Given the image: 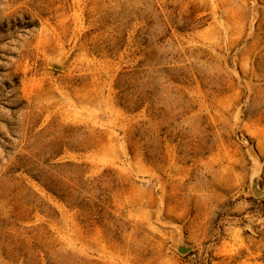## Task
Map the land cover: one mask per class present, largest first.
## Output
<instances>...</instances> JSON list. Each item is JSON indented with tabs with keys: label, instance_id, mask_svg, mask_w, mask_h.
Here are the masks:
<instances>
[{
	"label": "rangeland",
	"instance_id": "1",
	"mask_svg": "<svg viewBox=\"0 0 264 264\" xmlns=\"http://www.w3.org/2000/svg\"><path fill=\"white\" fill-rule=\"evenodd\" d=\"M123 1L0 0V264H264V0H155L168 46L144 68L167 70L145 85L161 121L120 100V74L144 57ZM42 129L63 142L59 160L120 179L119 238L10 173L44 151L30 137ZM22 181L39 207L18 215ZM36 225L49 233L32 250L18 227Z\"/></svg>",
	"mask_w": 264,
	"mask_h": 264
},
{
	"label": "trees",
	"instance_id": "2",
	"mask_svg": "<svg viewBox=\"0 0 264 264\" xmlns=\"http://www.w3.org/2000/svg\"><path fill=\"white\" fill-rule=\"evenodd\" d=\"M132 0H125L120 7L125 12L132 13L134 18H129L131 22L139 21L141 24L137 27L134 34V55L144 56L135 66L126 69L120 74L121 82L131 91L125 97L121 92L120 100L126 110L137 112L144 108L147 116L155 121H161V112H164V106L158 105L156 100V90L150 88L148 83L156 80L160 74L167 70L155 69L151 73L147 72L144 66L154 68L158 67L157 62L151 60L150 56H166L161 50L168 46L167 38L169 37V29L162 19H155L161 10L160 4H155V0H139L140 6L128 7ZM142 17V18H140ZM159 17V15H158ZM156 25L162 29V35L156 38L150 36L152 25ZM176 56V55H173ZM152 62V63H150ZM156 73V75H154ZM163 77L170 80V73H165ZM154 84V83H153ZM162 82V85H165ZM154 86L157 87L156 83ZM177 105L180 108L185 107L183 100H180ZM148 121H140L134 127L130 141L142 140L147 132L146 125ZM66 137L71 136L72 132L67 131ZM38 137L40 145L44 147L42 153H29L16 156L14 167L10 168V173L20 172L35 181L45 192L51 196L63 201L69 207L75 208L79 212L80 220L87 226H98L111 234L114 238H119L126 227L123 219L119 218L114 211L112 204V194L114 190L121 187V181L110 169H104L100 173L89 176L82 164L61 161L58 159L61 153V142L56 138H49V134L43 137V129L30 137ZM46 138L47 141H42ZM64 145V144H63ZM15 190L20 193L18 201L25 205L18 215H24L27 212V206L33 205L39 207L35 203L39 199V195L34 192L24 181L20 186L15 187ZM19 236H27L32 241L29 248L32 250L37 247L36 240L38 238H46L48 231H45L41 225L22 227ZM19 243L27 242L19 240Z\"/></svg>",
	"mask_w": 264,
	"mask_h": 264
}]
</instances>
